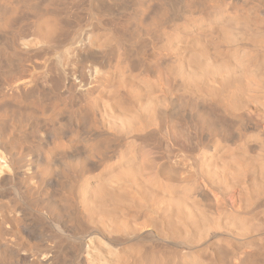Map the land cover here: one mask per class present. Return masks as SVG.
<instances>
[{
    "label": "bare ground",
    "instance_id": "bare-ground-1",
    "mask_svg": "<svg viewBox=\"0 0 264 264\" xmlns=\"http://www.w3.org/2000/svg\"><path fill=\"white\" fill-rule=\"evenodd\" d=\"M35 1L0 0V264H224L216 257L207 262L200 252L263 236L264 133L236 103L248 88L256 90V102L264 100V0H135L113 20L116 39L70 33L50 39V22L24 39L21 26L13 27L15 13ZM60 1L46 0L40 14L54 17ZM162 25L182 33L200 29L198 35H214L213 45L225 50L238 36L256 33L248 34L258 43L234 56L241 71L195 52L194 70L182 75L185 87L190 81L232 91L226 103L195 112L189 99L165 93L157 73L137 57L144 39H124ZM76 52L87 61L67 67ZM34 54L47 57L40 70L24 62ZM165 66L171 76V60ZM17 75L25 76L12 83ZM168 117H190L207 132L212 149L197 168L243 188L242 206L223 197L216 211L204 186L187 179L185 153L173 164L146 148L160 143ZM179 141L189 146V127ZM173 165L179 180L171 178Z\"/></svg>",
    "mask_w": 264,
    "mask_h": 264
},
{
    "label": "rangeland",
    "instance_id": "rangeland-1",
    "mask_svg": "<svg viewBox=\"0 0 264 264\" xmlns=\"http://www.w3.org/2000/svg\"><path fill=\"white\" fill-rule=\"evenodd\" d=\"M45 1L46 0H36L33 6L35 8L31 7L30 9L18 10V12L15 13L13 27L19 28L21 26V35L24 39H30L36 36L44 27L47 26L48 22H50L51 26H54L50 34V39H66V36L69 33V36H74L72 39H89L88 37H91L90 39L100 40L116 39V37L114 36L116 26H114V24L116 25V23L122 18L121 15H123L124 10L125 12H127V10L130 11L132 10V8H134L133 6H135V0H119L117 5L116 0H74L75 2L73 0H67L69 2L65 0L66 4L64 0H61L59 2L60 5H58V8L60 7L58 11L60 12H57V14L54 16L56 18H48L40 14L41 11L43 12L42 8ZM42 3L43 6L39 8ZM92 5L99 10H103V5H110V8L108 7L110 11H108L109 9L107 11H101L105 12V16L104 14L102 16V13L100 14V11L97 10L100 17L98 18V14H95V8ZM91 7L94 8V10H91ZM118 15L120 16L118 17ZM101 19L103 20L101 21ZM113 20L116 23L113 24ZM101 22H103V24ZM73 24H76V27ZM164 25L157 29L155 28L156 30L154 28L150 29L148 33L146 32L147 34L144 33L134 38L125 37L124 39H144V42L138 48L139 51L137 52V57L142 59L146 63L148 68L154 70L157 73L161 80V83L163 84L166 94L169 95L170 93H172L173 95L189 99L192 103H194L195 107L190 108V106H188V109L196 112L202 111L206 106L211 105L212 102L226 103L228 99L226 100L223 98H226V95L231 94L232 91H228L227 89L217 92L214 91V89L210 91L208 89L206 90L205 88L195 86L188 80V85L185 87L184 81L182 83V75L184 72L186 75L194 70L192 67L193 63L191 62V55L195 52L196 56L200 55V57L198 56V59L203 58L202 61L205 60L207 62L215 63L218 65L234 64L237 70H235L234 67L233 69L237 72L241 71V68L239 69V67L236 66L234 56H239L242 53V48H252L253 45L258 43V38H255V36L252 37L250 34H248L250 32L254 35L255 32L252 33V31H249L248 33L238 36L236 38L239 39L238 44L232 45V47L228 50H225L226 48H224L223 46L221 48V45H219L220 49L225 50L220 51V49L217 48L218 46L213 45L215 41V38L213 37L214 35H212V37L214 38L213 41V38L209 34L198 35L200 32H196L200 31V29L197 28H195V32L182 33L172 27H168L167 25V27H164ZM261 28L258 30H261ZM60 29L62 31H60ZM65 29L67 31H64ZM130 29L131 28H128L127 31H129ZM262 30L263 31L261 32L263 33L264 29ZM1 32L2 31H0V39H4V33ZM69 36L67 38H69ZM220 36H222V34ZM201 47L205 50L203 51ZM86 55L87 54H79L76 52L72 56V59L67 61V67L73 68V66H77L79 60H82L85 63L87 61ZM95 55L97 54L94 53L93 56ZM170 60L173 72L171 76H169L167 70L165 69V64H167V62ZM45 61H47L46 56L34 54L24 62H26V65H33L35 66L36 70H40ZM13 63L14 65L17 64V60L13 61ZM65 63L66 61L64 62V65L66 67L67 63ZM250 75L252 76V74ZM250 75L248 74L247 76L250 77ZM24 76L25 75H17L13 77L11 81L12 83L16 82ZM255 76L257 77V74ZM259 76L260 75H258V77ZM255 94L256 90L250 88L246 89L243 93L239 94L236 105L241 107L239 111L243 112L247 117L246 121L254 123L256 125L254 126V128L256 127L259 133H264V108L262 107L264 105V100L262 99L260 102H256L255 100L257 98L254 96ZM188 127L191 141L189 146L187 148H184L179 144V137L182 129ZM247 132L253 133L254 131L247 130ZM230 133H232V135L229 134V137L235 135L233 134V132ZM219 137L217 135L214 139V142H218L219 139L217 138ZM158 138L160 139V143L158 145L151 146V148H146L148 150H151L155 154L159 153L162 160L174 162L173 164H177L178 159L183 153H185L187 155L186 161L188 166L186 171L187 179H197L199 183L204 186V188L212 198L211 204L216 211L221 210L223 207L222 205L225 204L223 197L232 198V201L235 205H243L245 196V192L243 193V188L237 185H235V187L234 185H223L215 177L212 171H209L205 174L203 171H199V169L197 168V162L202 159L208 152H210L212 148L209 149L207 144V132H204L192 118L189 117L185 120H181L177 117L165 118V122L160 130ZM218 150L219 149H217V152L215 154L216 158L213 160V162L219 165L221 162V158L218 156ZM213 151H215V149ZM173 166L175 169H173L171 178L179 180L180 167L179 165ZM258 235L255 234V237L253 236L252 238H249V240H235L231 244H225V242L218 243L219 246H217V243V245L213 244L210 246V248L208 247L207 249H205L206 251L202 250V253L200 252V257L204 258L203 256H205L204 259H208L207 262L213 261L212 259H215L216 257V259L224 262V264H231L232 262L238 264L240 263V261H244L246 264H264V235H260L262 238ZM220 244H222V247L224 245V247L222 248V250L224 249L223 251H221ZM216 246L219 249L218 251ZM213 249L215 253L213 252ZM206 255L212 256H209V258H207Z\"/></svg>",
    "mask_w": 264,
    "mask_h": 264
}]
</instances>
